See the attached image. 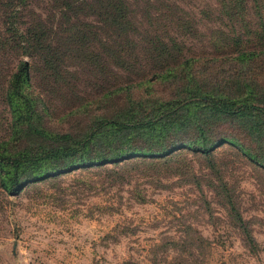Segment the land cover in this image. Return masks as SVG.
<instances>
[{
    "label": "rangeland",
    "instance_id": "1",
    "mask_svg": "<svg viewBox=\"0 0 264 264\" xmlns=\"http://www.w3.org/2000/svg\"><path fill=\"white\" fill-rule=\"evenodd\" d=\"M124 1L140 35L173 38L185 47L187 57L226 51L223 35L229 28L217 0ZM95 8L83 0L19 2L17 27L21 31L30 25L42 27L46 39L70 55L62 54V70L76 77L52 82L36 54L0 47V141L10 132L5 93L20 60L28 63L32 94L41 97L50 111L55 108L50 128H65L85 117L58 119L77 97L94 100L100 95V88L89 84L92 65L83 62L90 57H75L64 49L70 23L101 26L96 29L101 39L106 34L122 36L96 21ZM2 29L0 24V33ZM139 38L133 37L137 42ZM104 59L103 67H110L118 80L127 76ZM109 102L115 105L119 100ZM97 107L91 103L89 109ZM228 127L223 124L215 133L229 132ZM179 155L174 159L177 164L167 168L134 164L113 176L104 167L75 169L25 185L15 195L0 189V264H264V169L227 144L213 151V169L188 150ZM228 201L241 216L251 244L230 214Z\"/></svg>",
    "mask_w": 264,
    "mask_h": 264
},
{
    "label": "trees",
    "instance_id": "2",
    "mask_svg": "<svg viewBox=\"0 0 264 264\" xmlns=\"http://www.w3.org/2000/svg\"><path fill=\"white\" fill-rule=\"evenodd\" d=\"M217 1L229 28L225 37L222 34L226 51L187 57L185 47L173 38L140 35L124 0H83L89 7L95 5L92 13L98 23L122 33L101 39L96 33L101 26L70 23L64 49L75 57H90L83 62L92 65L89 84L99 87L100 95L94 100L77 97L58 119L85 117L52 129L55 108L50 111L41 97L32 94L28 63L18 61L5 93L10 132L0 141V189L15 195L25 185L75 169L104 167L113 176L134 164L167 168L177 164L174 159L182 150L206 160L213 169V151L223 144L264 169V0ZM19 2L0 0V47L36 54L52 82L75 78V73L62 70V54L70 55L48 41L42 27L30 25L22 31L17 27ZM64 6L70 4L66 1ZM134 36L140 37L138 42ZM101 54L127 76L118 80L110 67H103L106 60ZM111 99L119 103L111 105ZM91 103L98 106L95 111L89 109ZM223 124L229 132L217 133ZM227 204L251 244L234 204Z\"/></svg>",
    "mask_w": 264,
    "mask_h": 264
}]
</instances>
